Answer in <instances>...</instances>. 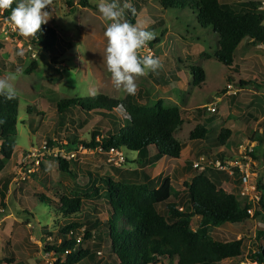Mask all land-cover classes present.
Segmentation results:
<instances>
[{"label":"rangeland","instance_id":"374dc122","mask_svg":"<svg viewBox=\"0 0 264 264\" xmlns=\"http://www.w3.org/2000/svg\"><path fill=\"white\" fill-rule=\"evenodd\" d=\"M244 1L248 0H221L224 4L234 6ZM90 2L96 6L99 0ZM125 2L136 9V21L156 33V38L148 42L140 54L158 57L162 64L158 75L148 73L137 78L136 94L142 90L144 95L141 103L150 108H155L161 102L165 108L178 107L185 111L184 124L175 132V137L186 145L184 154L188 156L190 151V159L185 163L171 161L158 168L148 166L146 171H142L148 174L155 188L163 179L173 178V197L170 203L175 204L180 211L183 208L188 211L190 204L187 184L196 175L202 174L193 168V162L220 158L218 152L228 148L227 145H213L212 140L220 135V125L209 132L206 140L192 141L190 133L198 124L206 121L222 118L226 120L229 117L227 105L230 108L231 123L232 120L236 125L248 123L249 133L258 127L264 129V83L259 85V81L258 85L252 86V92L247 90L248 97L241 93L230 100L231 96L225 90L228 85L238 89L239 75L233 68L215 58L220 36L211 27L203 28L198 23L197 12L164 8L162 0H120L121 5ZM44 10L50 13L47 24L57 30L62 46L67 48L57 64L52 62L42 47L32 44V37L20 35L15 26L3 17L4 11H0V43L3 45L0 61L23 69L22 75L15 82L20 99L15 152L8 161L0 154V160L5 163V170L2 171L4 177H0V189L4 191L8 187L6 198L3 200L0 197V264H10L7 263L8 260L13 264H117L108 238L104 237L101 242L95 237L101 223L108 220L109 214L106 187L101 179L131 182L133 178L128 179L125 174L135 168L131 157L137 158L136 153L122 149L128 158L126 163L112 165L106 154L99 152L97 148L89 149L83 145L91 142L92 131L101 124L103 116L92 114L87 118L85 112L82 116L78 114L81 111L78 108H71V111L68 109L60 114L57 107L63 100L90 97L88 92L93 87L98 94L113 99L123 100L128 96L122 90L114 88L103 59L107 43L104 31L110 22L103 20L98 9L79 6L78 0H53V4ZM124 18L128 19L127 9ZM156 39L159 42L152 45ZM254 54L258 56L257 69L250 73L255 82L253 73L264 80V50H258ZM235 56L238 65L240 62L237 52ZM34 62L39 65L38 70L25 74L24 70ZM191 67H200L207 72L206 85L204 82L195 86ZM8 72L11 71L0 70V77ZM229 77L234 78L229 81ZM244 77L248 78V73ZM213 104L218 110L216 113L207 110V106ZM199 110L204 113L199 114ZM248 114L251 115L249 119ZM246 135L237 133V141H246ZM49 141L56 144L53 147L76 154L74 160L67 161V172L60 168V161L55 157H40V164L36 163V159L23 163V158L28 153L42 149L45 144L51 145ZM255 141L261 143L258 150L263 153L264 135L258 134ZM45 161L52 162L48 170ZM180 168H186L187 171L173 177V170ZM215 173L204 174L225 191L239 195V183L228 178L225 173L221 174L225 179L218 180ZM258 180L259 185L264 188V170L260 172ZM135 181L138 180L134 178L133 182ZM259 192L260 197L264 195V190L259 189ZM64 196L68 199H81L83 212L68 219L62 212L61 201ZM250 196H253L252 192ZM250 196L248 199L239 195L243 205L251 204L253 214L250 220L210 230L209 234L215 240L243 242L242 255L221 264H259L254 259L264 248V209L261 202H252L255 197ZM167 204L158 205L159 212L166 216ZM255 212L257 214L254 216ZM75 222L84 225L76 235L87 239L89 231L94 236L90 240L84 239L76 248L81 254H85L81 262H72L66 254H57L54 250L61 244L62 228ZM199 225L200 219L195 217L192 228L196 230ZM99 251L103 252L102 256L97 255ZM158 264H178V259L164 258Z\"/></svg>","mask_w":264,"mask_h":264},{"label":"trees","instance_id":"16d2710c","mask_svg":"<svg viewBox=\"0 0 264 264\" xmlns=\"http://www.w3.org/2000/svg\"><path fill=\"white\" fill-rule=\"evenodd\" d=\"M262 1L264 0H248L234 6L224 4L221 0H162V5L164 8L189 9L197 12L198 23L203 28L211 27L220 36L219 50L215 53V58L225 66L234 68L235 53L244 40L250 39L254 45L264 44ZM78 5L97 9L90 0H78ZM15 6L14 3L12 7ZM10 15L11 9L4 10L3 17L12 23L9 19ZM127 20L133 24L137 23L135 15L129 10ZM158 42L159 39H156L152 45ZM32 44L42 47L54 64H57L67 52V48L61 44L57 30L47 23L43 24L37 35L32 37ZM2 48L3 45L0 43V50ZM38 68L39 65L34 62L24 70V73L29 75ZM15 69L14 65L0 61L1 71H15ZM190 70L195 86L205 82L206 74L202 68L191 67ZM231 79L232 77H229V81ZM250 85L242 80L239 83L241 88ZM143 95L144 92L140 90L138 94L117 100L98 94L94 98L90 96L86 99L63 100L57 107L60 114L68 109L71 111V108H78V111L81 110L78 114L82 116L85 112L87 118L92 114L103 116L101 124L92 131L91 142L83 143L89 149L98 147H102L104 151L112 148L127 149L137 153L136 163L140 168L153 165L163 158L180 159L185 145L175 137V132L184 124L185 111L178 107L165 108L161 102L155 108H150L141 103ZM120 104L126 106L131 115L130 120L124 119L115 111ZM19 107L18 96L11 101H5L0 97V141L2 142L0 154L5 161L11 160L15 152ZM208 124L207 121L198 124L190 133V140H205L209 134ZM230 137L231 131L222 129L215 145H226ZM49 143L50 146L56 145L52 141ZM72 143L76 144V142ZM150 150L156 151L153 157H150ZM59 161L60 168L67 172L69 162L60 158ZM4 168L5 163L0 160V174ZM132 174L136 176L137 182L101 179L106 187L109 214L108 220L101 223L95 237L101 242L104 237L108 238L117 264H158L164 258H177L178 264H221L242 255V240L218 241L209 233L213 227L243 224L250 220L252 218L248 213L251 208L250 203L243 205L239 196L219 188L217 183L202 173L196 175L191 183L187 184L190 208L188 211H184V208L180 211L175 204L170 203L173 197L171 179H163L155 188L149 176L143 171H135ZM259 189L264 190L260 185ZM7 190V186L4 191L0 189V197L3 200L6 198ZM61 202L62 212L68 219H73V216L83 212V201L79 198L68 199L64 196ZM260 202L264 209V195ZM164 203H168L167 216L158 210V205ZM25 213L29 214V212ZM256 214L257 212L254 216ZM195 217L200 219V225L196 230L192 228ZM82 227L83 224L75 222L62 228L61 244L58 249H54L55 252L66 254L68 260L72 262H81L85 254H81L76 248L84 239L94 238L89 231L87 239L76 235ZM102 254L101 251L97 253L98 256ZM254 261L264 264V248L258 252ZM7 263L13 264L11 260Z\"/></svg>","mask_w":264,"mask_h":264},{"label":"clouds","instance_id":"9594fccd","mask_svg":"<svg viewBox=\"0 0 264 264\" xmlns=\"http://www.w3.org/2000/svg\"><path fill=\"white\" fill-rule=\"evenodd\" d=\"M14 3L16 6L13 8ZM52 4L53 0H0V11L11 9L9 19L20 35L34 37L41 30V26L48 22L50 13L44 9ZM96 7L103 20L110 22L104 31L107 43L103 59L112 84L118 91L135 95L138 89L137 78L148 73L158 75L162 68L158 57L140 54L145 45L156 38V33L147 30L146 25L139 21L133 24L124 18L125 9L133 15L136 13V9L127 2L121 5L120 0H99ZM22 73L23 69L17 67L15 71L0 77V97L5 101L16 99L18 93L15 82ZM97 94L94 87L88 92L93 98ZM115 111L124 119H131L125 105H118ZM44 163L46 170L52 166L50 161Z\"/></svg>","mask_w":264,"mask_h":264},{"label":"built area","instance_id":"2783aa9c","mask_svg":"<svg viewBox=\"0 0 264 264\" xmlns=\"http://www.w3.org/2000/svg\"><path fill=\"white\" fill-rule=\"evenodd\" d=\"M262 9L264 10V1H262ZM229 96H237L242 91L241 89H234L232 85L227 86ZM207 110L211 113H216L217 108L215 104L207 106ZM99 140V139H98ZM259 144L253 141H249L245 145H241L237 148L234 154L227 156V158L216 159H202L200 161L193 162V168L205 172L225 173L228 178L234 179L236 183H239L238 193L241 198H248L250 193H253L252 202H260L261 197L259 194V175L264 170V153L260 154L258 150ZM99 152L106 154L109 157V161L112 165H123L126 163V154L119 149L112 148L109 151H104L102 147H98ZM55 157L65 161H72L76 158V154H69L65 150H61L58 147L45 144L42 149H35L34 152H30L23 158V163H28L31 160L36 159V163L40 164V157ZM122 163V164H121ZM30 171V169H28ZM224 174V175H225ZM238 195V196H239ZM248 213L252 217V209L248 210ZM61 241V240H60ZM81 239L79 240V242ZM69 253V252H67ZM101 255V253H99Z\"/></svg>","mask_w":264,"mask_h":264},{"label":"crops","instance_id":"0c3cea01","mask_svg":"<svg viewBox=\"0 0 264 264\" xmlns=\"http://www.w3.org/2000/svg\"><path fill=\"white\" fill-rule=\"evenodd\" d=\"M239 50H240V52H239ZM258 50H264V44L256 45V47H255L254 44L252 43V40L246 39V40H244L240 44V46L238 47V49L236 51L238 53V55H239L238 62H240V64L237 65L236 64V60H235V62H234V65L235 66H234L233 69L239 75V83L242 80L244 82H248V83L251 84L250 86L243 87V89H241V91H242L241 93H243V94L245 93L244 95H246L247 97L249 96L247 90L250 91V92H252L253 91L252 90L253 89L252 86L258 85L259 81H260V84L259 85H261V83H264V80H262L258 75H254V73H253V76L256 78V81L254 82L251 79V74L252 73H250V72H253V71H255L257 69L256 61L258 59V56H256L254 53L256 51H258ZM235 57H237V56H235ZM206 73L207 72H205V74ZM247 73H248V78H245L244 75L247 74ZM206 78H207V74H206ZM232 78H234V77H232ZM239 83L237 84L238 86H239ZM204 85H206V81H205V84ZM226 94H227V92H226ZM231 99H235V98L234 97H230V100ZM233 102H234V100H233ZM227 111L229 113V117L226 118V120L224 118L219 119L217 121L216 120H214V121L211 120V122H209V124H208V126H209V128H208L209 132L212 131L213 129H216V127H218L219 125H220V128H219V131L220 132H221L222 129H228V130L231 131V137H230V139L226 143V145H227L228 148H226V149L224 148L225 150L224 149H221L220 152H218L219 153L218 155H220V158H225L227 156H230V155L234 154V152L237 150V148L239 146H241L244 142H246L245 144H247L249 141H253V142L258 143L259 144V147H261V143L255 141V138L257 137L258 134L264 135V129H261V128L258 127V128L253 129L252 130V133H249L250 128L248 127V123H244L246 126H244V124H242V123L236 125V122H234L233 120H232V123H231V119H230V108L228 107V105H227ZM201 113H204V112H199V114H201ZM250 116L251 115L248 114L247 115V117H248L247 119H249ZM256 119H257V117H256ZM258 123H259V121L257 122V124ZM237 133H240V134H242V133L245 134L246 133L247 134L246 135L247 136V140L245 139L246 141H244V142L237 141V138H236L237 137ZM215 139H218V138L215 137L214 140H212L213 145L216 144ZM259 147H258V149H259ZM185 148H186V145H185ZM260 154H262V153H260ZM154 155H155L154 150H150V157H153ZM189 156H190V151H188V156H187V154H184V151H183V153L181 154V158L180 159L163 158L159 162H157V163H155L153 165H149V166H156L158 168L159 166L165 165L166 163L171 162V161H174V162H177V163H185V161H189V159H190ZM136 157H137V153H136ZM183 157H184V159H183ZM131 158H132V160L134 162L133 164H135V168H133V170H130L129 172H126L125 176H127L128 179L133 178V179L130 180V181H133L136 176H134L132 173L135 172V171H137V172H142V170L143 171H146V168L148 166L142 169L136 163L137 158H135L134 156H132ZM167 159H169V160H167ZM173 171H174L173 177H175L176 174L183 175L187 170H186V168H183V169L180 168V170L174 169ZM144 173H146V172H144ZM217 175H218V180L219 179L220 180L225 179V176H223V175H221L219 173H217ZM1 176H3V173H1L0 177ZM172 181H173V178H172ZM157 183H158V181H157ZM220 188H222V187H220Z\"/></svg>","mask_w":264,"mask_h":264}]
</instances>
